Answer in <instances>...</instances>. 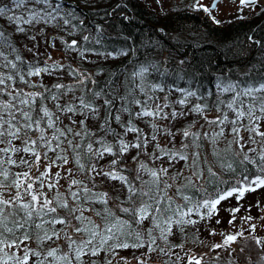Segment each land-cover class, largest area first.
Wrapping results in <instances>:
<instances>
[{
	"label": "snow or ice",
	"instance_id": "1",
	"mask_svg": "<svg viewBox=\"0 0 264 264\" xmlns=\"http://www.w3.org/2000/svg\"><path fill=\"white\" fill-rule=\"evenodd\" d=\"M218 2L213 0L208 7L201 0H196L191 7L211 15ZM239 5L240 12L245 7L255 9L258 0H239ZM61 8V3H53V0H9V3H0V17H6L16 32L25 33L27 30L22 25L53 23L58 18L63 19L65 25L69 24L70 20L61 16ZM17 10L22 11L17 14ZM72 15V12L66 13V17ZM29 39L35 40V36ZM76 44L77 41L72 40L68 47ZM48 60H52L51 56ZM184 63V60L180 61V64ZM63 67L56 61L50 65L45 61L43 66L25 62L5 28L0 27V264H83L84 257L99 256L102 252L115 257L119 255L117 250L129 248L145 249L141 253L143 258L136 257L137 264H149L150 253L155 251L169 259L173 255L178 260L183 259L174 250H183L184 244L173 243L170 239L175 235L174 228L183 233L185 226H195L199 222L192 219L194 214L201 220L210 218L218 214L217 206L221 201L234 194H238L236 199L240 200L245 192L264 187V79L246 83L244 87L239 82L217 83L215 87L220 94L232 93L227 100L217 98L219 115L209 119L205 112L211 109L201 104L194 105L190 111L201 115L206 124L215 125L219 130L210 134L185 129L182 136L187 142L177 149L174 147L175 133L170 129H160L159 125L152 123L153 132L145 135L134 123L133 117L169 119V113L164 111L169 104L155 103L146 92L143 101L136 99L131 92L121 96L119 108L115 97L109 95L103 100L105 118L99 125L102 135L92 132L86 122L100 115V106L95 103L101 96L100 91L85 85L84 94L74 97L75 104H61V96L72 91V87L57 83L49 88L32 79L42 74L51 75ZM147 71L142 67L132 75L143 80ZM87 79L77 78L76 85L85 84ZM91 83L95 84V81ZM136 87L144 92L142 85ZM149 88L164 90L159 85H150ZM178 91L183 93V98L178 101L180 105H185L188 97L197 95L187 89ZM48 101L54 102L55 110L48 106ZM133 103L139 106V111H131L129 105ZM222 106L232 113L231 119ZM121 111L130 114L127 121H122ZM64 113L83 117L79 121L71 120V125H78L80 130L63 125L60 117ZM170 115L176 119L186 113L173 109ZM112 120L124 129V135L135 133L136 142H127L112 128ZM226 129L232 139L224 153L214 148L210 152L206 150L205 141L215 144L218 138L225 136ZM243 133L248 134L247 138ZM108 135L113 137V142L105 139ZM158 135L171 137L169 143L173 147H161ZM150 143H154L155 148L149 154L150 158L160 160L167 157L173 167L175 162L183 161L189 175L184 176L177 170L175 175L169 176L168 168H149L141 162L139 157ZM250 143H259V151L248 147ZM232 145H235V150ZM130 149L137 150L131 157L137 164L132 169L135 175L128 174L122 159ZM106 155L113 157L107 171L97 167V162ZM209 155L213 157L211 160ZM70 163L76 165L75 170L69 167ZM248 165L254 166V175L250 176L252 169ZM237 169L240 170V178L235 179L229 188H222L221 185L229 183L222 178L223 174L235 175ZM77 173L82 178H77ZM143 173L149 179H143ZM97 177L119 182L124 191L123 198H113L107 191L98 190ZM165 177L184 181L176 187L173 195L168 191L173 185ZM210 185L213 186L212 191H209ZM191 190L199 192L200 198L189 195ZM176 196L183 204L176 202ZM230 211L235 213L239 208ZM145 220H149L152 227L142 228ZM256 227L250 225L248 237H244L243 232L226 235L209 251L224 249L229 256L234 251L238 254L247 251L245 259L253 264L251 241L257 249L254 264H264V237L253 235ZM238 238H243L245 243L232 249L231 245L237 243ZM158 241L164 246H160ZM208 254L185 251L187 264H206ZM213 259H219V256ZM120 260L129 264L125 257H120ZM107 264H112V261L108 260Z\"/></svg>",
	"mask_w": 264,
	"mask_h": 264
},
{
	"label": "trees",
	"instance_id": "2",
	"mask_svg": "<svg viewBox=\"0 0 264 264\" xmlns=\"http://www.w3.org/2000/svg\"><path fill=\"white\" fill-rule=\"evenodd\" d=\"M55 2L61 3V16L68 18L69 24L65 25L64 20L58 18L53 23L41 22L31 26L22 25L27 31L18 33L14 30L15 26L6 21V17H0V27L5 28L10 35L18 53L25 62L43 66L47 61L50 65L52 61H55L53 58L56 57L51 55L53 50L63 53L62 56L56 57L58 62L64 66L62 70L51 75L42 74L32 78L49 88L57 83L72 87V91L61 96L59 103L75 104L74 97L84 94L85 85L89 89L101 92V96L95 100V103L100 106V115L86 122L88 128L98 136L102 135L99 125L105 118V106L103 105L105 98H108L109 95L114 96L116 107L119 108L122 103L121 96H126L131 92L136 99L143 101L146 99V92L148 96L153 97L155 103L163 105L164 99H166L169 108H165L164 111L169 113V119L150 117L136 119L133 117L134 123L143 130L145 135L153 132L150 127L152 123L159 125L160 129H170L175 133L174 147L178 149L183 142H187L182 136V126L190 128L193 132H208L210 134L219 130L215 125L206 124L201 115L190 111L194 105L201 104L207 105L211 109L205 112L206 116L214 118L219 115L216 110L217 98L227 100L232 93L220 94L215 87L217 83L221 81L239 82L240 86L244 87L246 83H255L264 79V11L261 9L254 15H247L242 19L234 18L226 23H216L202 10L191 8V4H186L185 1H180L165 10L159 9L157 6L153 8L143 0H53V3ZM0 3L6 4L9 3V0H0ZM21 11L17 10V14H20ZM68 12H72L73 15L66 17ZM30 36H35V40L29 39ZM84 37H88V39L85 40ZM72 40H76L77 44L70 48L68 44ZM49 56L52 60H48ZM181 60H184L185 63L180 64ZM142 67L148 69L143 80L132 75L139 72ZM83 77L88 78L85 80V84L76 85V79ZM91 81H95V84ZM137 85H142L144 92L136 87ZM150 85H159L164 90H150ZM178 89L191 90L197 95L188 97L187 103L180 105L178 101L183 98V93ZM47 103L50 108L55 110L54 102L48 101ZM154 106L155 104H153ZM129 107L132 112L140 110L135 103ZM173 109L186 113V115L172 119L170 113ZM223 111L228 112L229 118H232V113L226 107H223ZM119 114L122 121L129 119V113L121 111ZM60 118L63 125L73 126L76 130H80L78 125H71V120L79 121L83 118L81 115L64 113ZM111 126L127 142H136V134L124 135V129L118 122L112 120ZM105 139L113 142L111 135L106 136ZM231 139L232 136L227 134L226 129L225 136L218 138L215 144L205 141V148L209 152L214 148L223 154L224 150L229 147ZM157 140L161 147H173V144L169 143L171 137L158 135ZM257 141L259 142V137H257ZM151 147L152 150H150ZM222 147L224 149L220 151ZM248 147L256 148L259 151V143H250ZM232 148L235 150V145H232ZM154 151V143H150L142 152L139 160L147 164L149 168H168L169 176L175 175L177 170L183 171L185 176L189 175V169L183 166V161L175 162L173 167L169 164L167 157L160 160L150 158L149 154ZM136 153V149H130L122 157L130 175H135L132 169H135L137 164L131 157ZM112 158L106 155L104 159L97 162V167L107 171ZM212 158L209 155V159ZM69 167L75 170L76 165L70 163ZM248 167L252 169L250 176L254 175V166L248 165ZM142 175L143 179H149L146 173ZM240 175L239 169L235 175L225 172L222 178L229 183L221 185V187L229 188L235 179L240 178ZM77 178H82L79 173H77ZM165 179L173 185L168 190L169 195H173L176 187L184 182L182 180L174 181L168 177ZM96 183L98 190L107 191L110 197L120 196L123 198L124 191L119 182L97 177ZM212 189L213 186L210 185L209 191ZM188 194L195 199L200 198V193L195 190L189 191ZM236 195L238 194L221 201L217 206L218 214H214L210 218L205 217L201 220L194 214L192 219L199 222L195 226H185L183 233L174 228L175 235L170 239L173 243L184 244L183 250L179 248L174 250L183 259L178 260L174 255L169 259L168 256L155 251L150 253L149 264H165L166 261L168 264L185 263L187 261L185 251L189 250L192 254L209 253L205 257L206 264H229L230 261L234 264H249L245 259V256L248 255L247 251L244 254L234 251L231 256L224 249L209 251L212 245L221 243L228 234L243 232L244 237L249 236V231L243 228H239L237 231H234L233 227L228 228L231 226L229 220H233L232 215L242 218L254 217L253 209L262 204L259 199L264 198V187L257 188L256 191L245 192L240 200L236 199ZM175 199L178 204H183L180 197L176 196ZM109 203L111 205V200ZM235 208H239V211L232 213L230 210ZM201 211L206 210L201 209ZM141 227L147 229L152 225L149 220H145ZM154 234L158 235L155 232ZM259 237H264V235ZM244 243L243 238H238L237 243H233L231 248L236 249L238 244ZM249 243L253 244L251 254L254 264L257 249L254 247V242L249 241ZM158 244L164 246L160 241ZM32 246L35 247V244ZM117 251L119 255L115 257L106 252H102L99 256L84 257L83 264H107L108 260H111L112 264H124L120 257H125L129 264H137L136 257L143 258L141 253L145 249L129 248ZM217 255L219 259H213Z\"/></svg>",
	"mask_w": 264,
	"mask_h": 264
},
{
	"label": "rangeland",
	"instance_id": "3",
	"mask_svg": "<svg viewBox=\"0 0 264 264\" xmlns=\"http://www.w3.org/2000/svg\"><path fill=\"white\" fill-rule=\"evenodd\" d=\"M143 1H144V3L148 4L149 6H151L153 8H154V6H157L159 9H163V10L171 8V6H173L174 4L180 3V1H185L186 4L190 3L191 6L193 4H195V2H196V0H143ZM212 1L213 0H201L202 4H204L205 6H208V7ZM239 7H240L239 0H219V2L217 4V8L212 11L210 16L215 17L221 23H226L227 21H230L234 18H237L238 16L244 17L247 15H254L255 13H257L261 9V7H264V0H258V6L255 7V9H253L252 7H245L243 9V12H240V11H238ZM191 8H193V7H191ZM62 54L63 53H61L60 51H56V50H53V52L51 53L52 57L53 56L59 57V56H62ZM56 57H54L53 60L58 62V59ZM164 100H165L164 104L167 103L166 99H164ZM208 118L211 119L212 117L208 116ZM185 129H188V128H186L185 126L181 127L182 131ZM243 135H245V137L247 138L248 134L243 133ZM223 149H224V147H222V149H220V151H223ZM150 150H152V147ZM184 176H185V174H184ZM259 200L262 204H259V206L255 207V209H253L254 217L251 216V218H252L251 220H247L246 219L247 217L242 218V217H239L238 215H232L231 217L233 218V216H234L235 219L231 223V226L228 228L233 227L234 231H237L239 228H243L246 231H249L250 225L254 224L257 227H256V231H255V233H253V235H255L257 237L264 235V205H263L264 198H260Z\"/></svg>",
	"mask_w": 264,
	"mask_h": 264
},
{
	"label": "water",
	"instance_id": "4",
	"mask_svg": "<svg viewBox=\"0 0 264 264\" xmlns=\"http://www.w3.org/2000/svg\"><path fill=\"white\" fill-rule=\"evenodd\" d=\"M212 3H213V1H212ZM212 5V4H211Z\"/></svg>",
	"mask_w": 264,
	"mask_h": 264
}]
</instances>
